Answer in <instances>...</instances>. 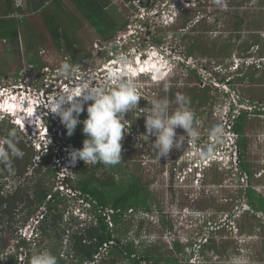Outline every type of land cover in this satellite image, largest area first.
Here are the masks:
<instances>
[{"label": "rangeland", "instance_id": "1", "mask_svg": "<svg viewBox=\"0 0 264 264\" xmlns=\"http://www.w3.org/2000/svg\"><path fill=\"white\" fill-rule=\"evenodd\" d=\"M63 1L59 9L51 6L37 12V16L24 17L17 45L0 40V68L7 73L0 74V86L21 97L28 96L31 107L62 91L73 79L79 81L82 75L112 87L108 73L120 70L116 57L121 53L129 56L133 64L131 78L142 98L138 107L125 116L122 162L120 168L114 166L113 172L117 171L116 180L122 184L131 175L139 177L148 191L151 210H128L121 223L111 221L110 228L124 230L121 235L114 233L122 243L133 242L139 254L147 249L155 256L174 258L177 264H264V212L252 210L245 193L250 187L264 197V0H109L107 15L117 25L128 21L124 33L111 41L102 39L84 18L78 9L84 1ZM48 9L54 17H46ZM50 19L55 23L47 24ZM59 26L58 35H63L65 46L73 43L78 62L71 63L72 53L58 49L46 29L51 27L55 32ZM25 46H29L28 53ZM190 47L191 54H187ZM38 59L44 63L40 69L34 63ZM65 61L76 66L71 79L57 74ZM143 63L150 73L135 77L140 71L137 67ZM171 92H175L172 97ZM197 92L205 98L201 104L197 97L191 100ZM177 94L188 98L199 135L195 140L186 136L183 148H174L167 157L159 158L153 146L155 137L145 136L143 108L150 107L148 101L160 98L174 110ZM8 98L6 94L0 96V103L8 101L4 107L11 108L14 115L7 116L5 110H0V119L7 117L0 122V142H8L6 154L11 148H26V157H33L35 166L42 159L41 152L46 151L43 147L54 138L50 129L54 126L58 130L51 161L58 167L57 157H66L68 151L77 148L60 132L59 117L53 123L51 118L43 119L46 127L42 128L39 118H34L32 124L28 119L22 122ZM230 105L247 111L243 132L246 148L240 154L236 149H241V140L238 138V146L234 145L236 136L225 116ZM81 115L86 117V111ZM176 133L185 135L180 128ZM209 149L214 155L211 159L222 160L210 162L212 166L197 173L193 163L201 151L207 153ZM239 161L245 162L250 171L243 187L240 181L244 171ZM28 162L18 160L16 170L8 173L7 179L0 175L6 188L16 191L18 187H33L38 178H34L37 174L33 165L27 168ZM73 165L67 171L66 164L59 168L64 174L58 173L53 191L57 189L64 195L62 205L74 216H92L73 188ZM103 170H96V177H101ZM44 181L48 184L51 179L45 177ZM39 209L44 213V208ZM29 231L26 225L18 234L28 241ZM15 244L12 240V245L6 247L1 264L11 261L15 253L20 262L17 264H27L33 254L45 251L43 243L30 242L18 252ZM111 259L113 264H129L126 258L105 252L96 263L106 260L105 264H110Z\"/></svg>", "mask_w": 264, "mask_h": 264}, {"label": "trees", "instance_id": "2", "mask_svg": "<svg viewBox=\"0 0 264 264\" xmlns=\"http://www.w3.org/2000/svg\"><path fill=\"white\" fill-rule=\"evenodd\" d=\"M79 1H84L85 5L78 4V9L84 18L88 20L87 22L96 29L102 39L111 41L120 36V33H124L123 28L128 25V21L117 25L107 15L105 10L109 0ZM23 13L24 8H22L20 0H16L13 3L11 0H7L6 5L0 7V40H8L12 45H17L20 25L24 17L26 18V14L23 16ZM107 18H109V21ZM54 23L53 19L47 22V24ZM47 28L58 49L65 48L66 54L70 55L72 53L71 63L78 62L80 57L75 56L73 43L65 46L63 35H58L60 26L55 32L51 31V27ZM191 48L193 47L188 49L187 54H191L189 52ZM25 50L28 53L29 46H25ZM29 62H31L30 59ZM34 63L37 69L44 67V63L39 59L35 60ZM239 73L241 71L237 72V74ZM0 74L5 75L7 73L0 68ZM174 94L175 92H171V97ZM196 97L199 99V104L203 102L202 99H205L203 96L201 97L200 92H197L191 100ZM246 113L244 110H239V115L235 117L231 124L232 130L239 134V137L244 132ZM79 118L83 120L86 117L80 114ZM60 127L61 129L59 130L65 134L66 141L77 148L82 147V142L85 139L82 133V124L77 125L71 136L67 135L63 125ZM6 143L8 144V142ZM55 146L56 144L53 141L48 146L47 151L39 155L42 159L35 166L32 162L33 157L28 160L26 157L27 149L23 147L17 150L11 148L10 152L15 151L13 155L8 153L0 160V175H3L2 178L5 176L4 178L7 179L11 174L10 172L16 170V163L22 158L24 162L29 161L27 168L33 165L32 169L37 174L34 178H38L33 187L29 186L28 190L18 187L16 191H13V187L10 190L6 188L3 179H0V237L5 235L4 239L3 237L0 239V264L2 263L1 255L6 252L8 245H12V240H16L14 246L17 252L19 248L27 246L30 242L35 243V245L43 243L45 250L56 256L57 264H97L96 259L102 252L109 256L118 255L126 258L129 264H177L176 259L160 255L155 256L147 249H144L139 254L133 242L122 243L120 237L114 233L118 232L121 235L124 230L115 227V229H111L105 220V215L102 212L109 215L112 222L118 225L122 221L123 214L128 210L132 211L141 208L146 213L151 210V205L148 203V191L139 177L131 175L128 182H124V184L116 180L115 172L117 171L113 172V170L114 166L120 168L119 163L116 165H105L103 163L92 165L85 164L82 160L80 161L79 165L72 171V174L76 177L73 188L80 193V197L90 203V208H86V210L91 211L92 216L88 214L85 218H81L79 215L74 216L70 213L67 207L62 205L64 195H61L57 189L53 191V186L58 178V170L53 167L51 161V156H53L52 149ZM245 148L246 142L242 140L241 149ZM239 167L250 174L245 162L240 161ZM100 168L104 169L102 175L101 177H96V170ZM8 173L10 174L7 176ZM45 177L46 180L49 179L50 181L51 179L48 184L44 181ZM67 178L69 179L68 175ZM245 193L252 210L264 212V197L257 194L250 187ZM39 208H44V213H41ZM99 209L102 212H99ZM23 212L24 214H22ZM18 218L19 220H17ZM30 218L36 220V223L31 226L37 230V234L35 238L27 241L17 232L28 224ZM12 221L15 223H11ZM5 222L7 223L4 224ZM16 254L11 261L6 260L3 264H17L19 261H17ZM105 263H107L106 260L99 264ZM113 263L114 259H111L110 264Z\"/></svg>", "mask_w": 264, "mask_h": 264}, {"label": "clouds", "instance_id": "3", "mask_svg": "<svg viewBox=\"0 0 264 264\" xmlns=\"http://www.w3.org/2000/svg\"><path fill=\"white\" fill-rule=\"evenodd\" d=\"M20 2L22 8H24L23 1L20 0ZM115 63L120 65V70H112L108 73V80L112 82V87L96 84L93 80L82 75L79 81L73 79L62 91L58 90L57 93L48 100L43 102L39 101L41 104L36 102L35 106H29L30 98L28 96L25 95L21 97L16 93L7 91L5 90V85L0 86V92L4 90V92L0 93V96L6 94L11 98L10 102L22 122L28 119L29 123L32 124L34 118H39L40 124H42L40 128H42V126L46 127L42 122L43 119L51 118L53 123L55 122L54 118L59 117L58 121L64 126L68 136L74 133L77 125L82 124V133L85 136L82 147L78 149L72 148L68 151L69 161L75 164L73 165V169L79 165L81 160L85 164L95 165L97 163H103L105 165H116L120 163L122 159L121 142L126 133L125 121L127 120L125 116L138 107V102L142 96L136 87L135 81L131 78L133 64L129 56L121 53L116 57ZM137 69L140 71L134 75L135 77L139 74L143 75L145 72L150 73L149 67L145 65V63L141 64ZM75 72L76 66L65 61L60 65L57 74L58 76L71 79L74 77ZM157 75H159L158 72ZM175 99L177 107L174 110H170L169 102L166 99L160 98L148 101L150 107L143 108L146 131L145 136L149 137V135H151L155 137L153 146L158 152L159 158L167 157L170 150L174 148L177 150L183 148L186 136H190L195 140L199 135L195 126V114L188 107V98L182 94H177ZM3 100L4 102L6 101L5 99ZM1 106H5L4 103H0V110H5L7 116H14L9 109L5 107L2 109ZM40 106L43 109L39 111L38 108ZM235 110V113H237L236 115L234 113ZM239 110L246 111L243 107H238V109H236V106L230 105L225 115L230 124L229 129L236 134L234 144L236 146H238L240 137L238 136L239 134L232 130L231 124L235 117L239 115ZM85 111L86 118L80 120V114ZM4 118L7 117H2L0 122L2 119L6 120ZM53 127L54 126H51L50 129L53 131L54 138L43 147L46 151L48 146L56 139V132L58 129L54 130ZM177 128L183 129L185 135H177ZM217 131L219 130H214L213 134H216ZM46 133L48 134V131ZM1 141L0 160L6 155L8 148L6 141H3V139ZM196 147H198V149L202 148V146ZM236 151L239 153L240 148L236 149ZM208 152L203 153V151H201V156L193 163L197 173L206 166H212L210 162H221L222 159H211L214 155L210 149ZM239 154L237 157H239ZM28 221L27 225H29L30 229L28 240H32L36 237L37 230L33 229L31 225H34L36 222L31 218ZM23 227L19 230H22ZM30 264H57V258L49 251L45 250L33 254L30 258Z\"/></svg>", "mask_w": 264, "mask_h": 264}, {"label": "crops", "instance_id": "4", "mask_svg": "<svg viewBox=\"0 0 264 264\" xmlns=\"http://www.w3.org/2000/svg\"><path fill=\"white\" fill-rule=\"evenodd\" d=\"M11 1H12V3L16 2V0H11ZM22 1L24 4V12L28 13L26 16L27 19L31 14L34 16H37V12H41V10H43L47 7L54 6V7H51V9L52 8L59 9V7H63V4H64L63 0H22ZM73 1H75V0H73ZM6 2H7V0H0V7L6 5ZM48 11H49V9H48ZM48 11L45 14L46 17L54 15L53 11L52 12H50V11L48 12Z\"/></svg>", "mask_w": 264, "mask_h": 264}, {"label": "built area", "instance_id": "5", "mask_svg": "<svg viewBox=\"0 0 264 264\" xmlns=\"http://www.w3.org/2000/svg\"><path fill=\"white\" fill-rule=\"evenodd\" d=\"M138 2H140V1L138 0ZM140 4H141V3H140ZM20 18H21V17H20ZM235 136H236V134H235ZM60 158H61V159H60ZM57 160H58V161H56V163H57L59 166L56 167L54 162H52V165H53L54 168H56V169L58 170V173L62 172V173H60V174H64V171H59V168H62V166H63L64 164H66L68 167L65 166L66 168H64V169H65V171H67V169L70 167L71 162H70L69 159H68V155H67L66 157L58 156V157H57ZM64 162H65V163H64ZM246 179H247V174L244 172V175L241 177V181H240L242 187H243L242 183H244V182L246 181ZM77 193L80 194L78 191H77ZM81 200H82V203L85 204L86 208H90V206H91L90 203L86 202L82 197H81ZM98 211H99V212H102L101 209H99ZM110 212H111V211H110ZM102 214L105 215V220L108 222V224H112V222H111L112 220L110 219V216H109V215H106L105 212H102ZM40 217H41V215H40ZM35 222H36V220H35Z\"/></svg>", "mask_w": 264, "mask_h": 264}, {"label": "flooded vegetation", "instance_id": "6", "mask_svg": "<svg viewBox=\"0 0 264 264\" xmlns=\"http://www.w3.org/2000/svg\"><path fill=\"white\" fill-rule=\"evenodd\" d=\"M240 140H241V142H242V140L245 141L243 134L241 135ZM241 150H242V152H243V149H240V153H241ZM13 153H14V151H11V152H10V155H13ZM248 200H249V199H248V197L246 196V202H247V204L249 205ZM249 206H250V205H249Z\"/></svg>", "mask_w": 264, "mask_h": 264}, {"label": "bare ground", "instance_id": "7", "mask_svg": "<svg viewBox=\"0 0 264 264\" xmlns=\"http://www.w3.org/2000/svg\"><path fill=\"white\" fill-rule=\"evenodd\" d=\"M8 100V99H7ZM30 101V100H29ZM7 103H9L8 101H5L4 102V104H7ZM11 104V103H10ZM4 107V106H3ZM6 109H11V108H9V107H7Z\"/></svg>", "mask_w": 264, "mask_h": 264}]
</instances>
